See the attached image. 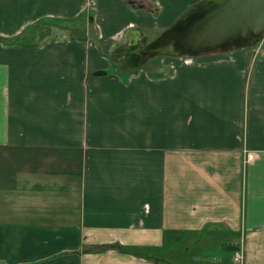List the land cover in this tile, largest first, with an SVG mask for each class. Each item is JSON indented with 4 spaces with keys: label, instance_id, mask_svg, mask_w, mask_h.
Segmentation results:
<instances>
[{
    "label": "crops",
    "instance_id": "crops-1",
    "mask_svg": "<svg viewBox=\"0 0 264 264\" xmlns=\"http://www.w3.org/2000/svg\"><path fill=\"white\" fill-rule=\"evenodd\" d=\"M201 1L0 0V264H264V48L112 60Z\"/></svg>",
    "mask_w": 264,
    "mask_h": 264
},
{
    "label": "water",
    "instance_id": "water-1",
    "mask_svg": "<svg viewBox=\"0 0 264 264\" xmlns=\"http://www.w3.org/2000/svg\"><path fill=\"white\" fill-rule=\"evenodd\" d=\"M263 37L264 0H203L150 43L139 30L126 31L112 50V60L121 70L131 72L151 57H196L231 47L246 48Z\"/></svg>",
    "mask_w": 264,
    "mask_h": 264
},
{
    "label": "rangeland",
    "instance_id": "rangeland-1",
    "mask_svg": "<svg viewBox=\"0 0 264 264\" xmlns=\"http://www.w3.org/2000/svg\"><path fill=\"white\" fill-rule=\"evenodd\" d=\"M202 2V1H201ZM199 4V3H198ZM195 5H197V4H195ZM195 5H192V6H190V7H188L185 11H187L189 8H191V7H193V6H195ZM185 11L183 12V14L185 13ZM182 14V15H183ZM180 18V17H179ZM178 18V19H179ZM178 19L175 21V23L178 21ZM52 22V21H51ZM43 23V20H41L39 23H36V24H28L27 25V29H25L24 31H23V33H22V35H20V36H18V37H14V38H12V39H6L5 40V42L7 43V44H12V45H14V46H20V45H29V46H36V45H40V46H43L44 44H45V42H47L49 39H47V38H45V36H42V35H40V36H38L37 34H35V31L37 30V28L39 27V25H41ZM52 23H54V24H59V25H61L62 27H63V23L62 22H58V21H54V22H52ZM174 23V24H175ZM58 25V26H59ZM77 25V27H79V24H76ZM60 26V27H61ZM171 26H173V25H171ZM170 26V27H171ZM66 27V26H65ZM169 27V28H170ZM1 29V28H0ZM56 29V28H55ZM54 29V31H53V33L55 34L56 33V31H58V29L57 30H55ZM77 29V28H76ZM168 29V28H167ZM60 30V29H59ZM38 31V30H37ZM65 31V32H64ZM164 32V31H163ZM163 32H161V33H157V32H155L156 33V38L157 37H159ZM38 33V32H37ZM58 33V32H57ZM62 36H66V35H68V32H66V30H61L60 32H59ZM32 34V35H31ZM52 35V36H54V37H57V35L58 34H55V35ZM158 34H160V35H158ZM148 36V38H147V43L149 42H152L154 39H152L153 38V36H155L154 34H148L147 35ZM155 38V39H156ZM47 40V41H46ZM95 43H96V41H94ZM97 44V43H96ZM253 48V49H260V48H264V37L260 40V41H258L257 43H255L254 45H252V46H249V47H246V48Z\"/></svg>",
    "mask_w": 264,
    "mask_h": 264
},
{
    "label": "built area",
    "instance_id": "built-area-1",
    "mask_svg": "<svg viewBox=\"0 0 264 264\" xmlns=\"http://www.w3.org/2000/svg\"><path fill=\"white\" fill-rule=\"evenodd\" d=\"M253 155L247 153V160L252 159ZM231 264H244V247L243 242H240L237 249L232 254V263Z\"/></svg>",
    "mask_w": 264,
    "mask_h": 264
}]
</instances>
